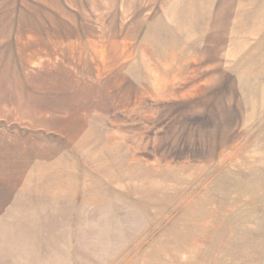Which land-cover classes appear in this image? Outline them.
<instances>
[{
	"label": "rangeland",
	"instance_id": "obj_1",
	"mask_svg": "<svg viewBox=\"0 0 264 264\" xmlns=\"http://www.w3.org/2000/svg\"><path fill=\"white\" fill-rule=\"evenodd\" d=\"M0 7L1 66L47 73L48 125L93 191L74 239L0 233V264H264V0Z\"/></svg>",
	"mask_w": 264,
	"mask_h": 264
},
{
	"label": "crops",
	"instance_id": "obj_2",
	"mask_svg": "<svg viewBox=\"0 0 264 264\" xmlns=\"http://www.w3.org/2000/svg\"><path fill=\"white\" fill-rule=\"evenodd\" d=\"M44 58L48 62V56ZM30 59L33 62L32 57L22 58L20 64ZM34 61L43 63V56ZM1 62L0 50V233H15L10 239L44 241L65 238L58 233L70 229L67 238L74 239L73 207L92 198L93 191L88 186L80 189L81 178L53 132L57 126L48 125L49 91L42 83L47 73L43 79V68L23 74L18 66L12 77L13 67H6L9 59L4 66Z\"/></svg>",
	"mask_w": 264,
	"mask_h": 264
}]
</instances>
